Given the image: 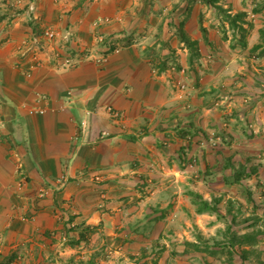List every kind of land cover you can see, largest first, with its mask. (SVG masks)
<instances>
[{
  "label": "crops",
  "instance_id": "0c3cea01",
  "mask_svg": "<svg viewBox=\"0 0 264 264\" xmlns=\"http://www.w3.org/2000/svg\"><path fill=\"white\" fill-rule=\"evenodd\" d=\"M29 2L0 0V262L22 255L20 244L30 245L24 255H37L39 239L44 246L50 234L62 233L63 208L78 234L108 231L115 197L129 195L123 188L135 194L146 186L152 199L167 188L163 181L186 185L194 150L200 165H212L206 153L212 134L226 147L237 141L236 131L253 134L264 124V0H38V28L26 12ZM220 7L232 16L245 13L247 30L230 27ZM43 27L75 38L67 45L55 39L47 48L51 65L30 71L18 47ZM178 34L196 42L194 64ZM110 44L122 48L107 61L93 55L78 62L80 48ZM69 54L78 64L56 68ZM172 64L205 68L195 80L177 70L192 81L189 96L168 81ZM132 180L140 182L138 190L122 185Z\"/></svg>",
  "mask_w": 264,
  "mask_h": 264
},
{
  "label": "rangeland",
  "instance_id": "374dc122",
  "mask_svg": "<svg viewBox=\"0 0 264 264\" xmlns=\"http://www.w3.org/2000/svg\"><path fill=\"white\" fill-rule=\"evenodd\" d=\"M31 1L32 3L29 2L26 6V12L30 16V22L34 23L33 27L38 28L36 23H41L40 16H38V0ZM200 1L214 3L211 0L209 2ZM163 12L166 13V11ZM223 15L224 21L229 22L224 12ZM244 21L246 22L245 19ZM47 28L51 27H43L40 31L33 32L32 35L39 34ZM63 33L64 31H61V36L58 38H61ZM68 36L62 37L65 39V45L69 44L71 38L74 37L73 33ZM181 36V34L180 37L179 34L177 35L180 41L182 40ZM31 37L23 39L18 47L19 56L30 60V71L37 67H43L45 63H50V57L47 54L52 53L43 49L27 50ZM242 37L241 34L240 39ZM104 39V37H98L97 43L105 42ZM42 43L46 48L55 46L54 40L43 39ZM115 46L107 45L104 50L98 45L96 51L91 48H80L78 62L83 61L84 58L92 60L93 55L97 63L105 62L108 58L107 54L122 48L121 45L120 47L119 45ZM55 52L59 53V50H55ZM70 54L72 55L71 52ZM70 54L67 56L73 58ZM260 54L264 53L261 51ZM195 55L198 56L189 50V65L194 64L193 59L197 57ZM256 55L259 56V54ZM67 56L65 57L67 58ZM34 59H37L38 63ZM64 60L65 58L57 63L56 68L68 69L64 66ZM74 62L75 65L78 64L76 58H74ZM157 69L158 67H156ZM180 69L182 67L178 68L174 64L168 67L167 72L169 71L170 74L167 79L171 85L173 79H179L176 73ZM204 70V67L193 68V70L186 68L185 74L187 73L189 78L195 74V76L201 77ZM187 81L184 91L178 90L175 85L172 86L183 97L190 95L188 93L192 81L190 83ZM214 95L216 96V94ZM109 110L112 111V114L113 110L116 111L113 107H110ZM241 122L243 121L241 120ZM237 126L238 129H242L243 123L242 125L238 123ZM257 128L259 130H255ZM252 129L253 134L244 131L241 133V130L236 131L237 134H234L238 135L237 141H233L234 145L231 143L226 147L221 145L218 147L219 143L216 137L218 134H212L209 138L212 146L208 149L206 147L207 157L212 158V165H205L209 168L206 170L203 165H200V159L197 158L199 151L194 150V154L189 155L192 160L187 162L188 166L193 167L192 174H189V183L186 185L172 186V179L163 181L167 188L164 191L160 190L163 192L162 195L152 199L147 198L149 189L146 186L140 188L139 191H134L135 194H132L130 188H123L129 192V195L124 196L123 194V196L115 197L120 199L115 203L118 204V207L111 213L112 219L108 231H105L104 227L88 228L78 234V230L75 228L77 224H73L70 213L66 208H63L60 211V217L64 221V228L58 237H53L50 234V239L44 246L43 243L46 241L42 242L39 239L42 245H36L38 249H33L37 250V255H24L23 252L30 245L20 244L18 250H22V255H6L0 264H264V236H259L261 239L254 244L255 246L243 244L240 245L241 247L239 245L233 247L230 245L232 232L242 235L254 228L263 227L264 224V143L250 141L253 135L264 137V124ZM201 136L205 137L204 134ZM227 157L230 159L225 162L224 159ZM235 172L241 173V178L239 177L238 181L233 177ZM229 177L230 179L227 180ZM139 184L140 182L132 180L122 185L125 187L134 186L133 188L138 190ZM194 193L202 195L212 206L216 207V210L198 213ZM125 198L128 199L123 202L122 200ZM64 216L67 217V220L63 219ZM78 235L83 243L76 240ZM93 236L96 238L94 239ZM115 237L120 239L116 241ZM187 241L197 242L201 248L197 250L188 245ZM216 242H222V244L216 245ZM41 246L45 248L44 255H40ZM206 246H210V248ZM245 247L255 249V251L248 253L246 258L242 259L241 250Z\"/></svg>",
  "mask_w": 264,
  "mask_h": 264
},
{
  "label": "trees",
  "instance_id": "16d2710c",
  "mask_svg": "<svg viewBox=\"0 0 264 264\" xmlns=\"http://www.w3.org/2000/svg\"><path fill=\"white\" fill-rule=\"evenodd\" d=\"M207 2H209V0H206ZM212 2H215L216 0H211ZM220 9L224 12V9L222 7H220ZM224 14L227 16L228 20H229V24L231 26L234 27H238L242 32H245L247 30V27H245V21H244V15L245 13L243 12H238L236 14H234L233 16L231 15V13H227L224 12ZM261 34H262V39L264 41V28H262L261 30ZM182 40H184L186 42V44L188 45V47L190 48V50H192L193 52H195L196 54H198V52L196 51L195 48V41H192L190 38L186 37L184 34H182L181 36ZM261 47V44H257L255 45L253 48L254 49H258ZM262 53H264V48H262ZM241 174V173H240ZM235 179L238 181L239 177L236 176ZM195 203L197 204V212L198 213H203L206 211H212V210H216L215 206H212L211 203L207 200L204 199L202 195L200 194H195ZM198 198V199H197ZM263 218H264V213H263ZM264 221V220H263ZM262 235L264 236V224L263 227H258V228H254L252 229V231H248L243 233L242 235L236 233V232H232L230 239H231V246L235 247L237 245H239V247H241L240 245H253L258 243L259 240L261 239L259 236ZM188 245L193 246L195 249L199 250L201 247L200 245H198L197 242L194 241H187ZM216 245L218 244H222V242H216ZM209 247L210 246H206ZM254 252L255 249H247L246 247L244 249L241 250V257L242 259L246 258L247 254L250 252ZM245 264V263H242Z\"/></svg>",
  "mask_w": 264,
  "mask_h": 264
},
{
  "label": "built area",
  "instance_id": "2783aa9c",
  "mask_svg": "<svg viewBox=\"0 0 264 264\" xmlns=\"http://www.w3.org/2000/svg\"><path fill=\"white\" fill-rule=\"evenodd\" d=\"M68 35H70V33ZM68 35H66V34L62 35V37H69ZM59 36H61V32H59L58 30L53 29V28H47L43 32H41L39 34L32 35V37L30 38V42H29L30 46L27 47V50L28 49H35V50L43 49V50H47V48L44 45V43H42L43 39H46V40H49V41H53V40L57 39ZM32 52H34V51H32ZM64 58H65L64 66H66L68 68H70L72 66H75L74 58H71L69 56H67V58L66 57H64ZM34 61L37 62V59H34ZM172 68H175V67H172ZM179 72L181 73V75L185 74V68L180 69ZM173 83H174L175 87H177V89L181 90V91H184L186 89V87H187L185 78L182 77V76H179L178 80L173 79ZM31 112L32 113H35V112L42 113L44 111L41 110V109H39V110L32 109ZM113 116L115 118H120L121 117V112H119L117 110L116 111L113 110Z\"/></svg>",
  "mask_w": 264,
  "mask_h": 264
}]
</instances>
